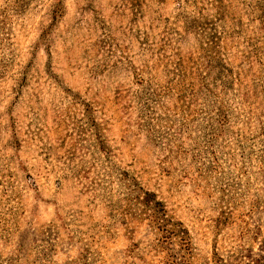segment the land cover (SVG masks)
<instances>
[{
    "label": "rangeland",
    "instance_id": "obj_1",
    "mask_svg": "<svg viewBox=\"0 0 264 264\" xmlns=\"http://www.w3.org/2000/svg\"><path fill=\"white\" fill-rule=\"evenodd\" d=\"M168 252L264 264V0H0V264Z\"/></svg>",
    "mask_w": 264,
    "mask_h": 264
},
{
    "label": "trees",
    "instance_id": "obj_2",
    "mask_svg": "<svg viewBox=\"0 0 264 264\" xmlns=\"http://www.w3.org/2000/svg\"><path fill=\"white\" fill-rule=\"evenodd\" d=\"M151 223L153 224V226L155 225V229L161 233V236L158 239V243L162 246V248L168 247L167 244H169L172 240L171 238L173 236V232L167 228L166 222L162 218L161 220H159L155 216L154 219H152ZM168 230L171 232H169ZM166 257L169 264H183L181 263V261L178 262L173 255H170V252H168V255Z\"/></svg>",
    "mask_w": 264,
    "mask_h": 264
}]
</instances>
